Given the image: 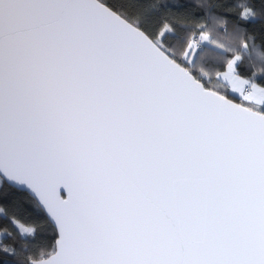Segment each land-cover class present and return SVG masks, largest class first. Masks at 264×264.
<instances>
[{
  "label": "snow or ice",
  "instance_id": "1",
  "mask_svg": "<svg viewBox=\"0 0 264 264\" xmlns=\"http://www.w3.org/2000/svg\"><path fill=\"white\" fill-rule=\"evenodd\" d=\"M0 264H264V0H0Z\"/></svg>",
  "mask_w": 264,
  "mask_h": 264
}]
</instances>
